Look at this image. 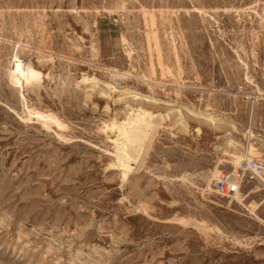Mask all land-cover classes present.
Returning a JSON list of instances; mask_svg holds the SVG:
<instances>
[{
    "label": "rangeland",
    "instance_id": "374dc122",
    "mask_svg": "<svg viewBox=\"0 0 264 264\" xmlns=\"http://www.w3.org/2000/svg\"><path fill=\"white\" fill-rule=\"evenodd\" d=\"M229 139L264 165V0H0V264H264Z\"/></svg>",
    "mask_w": 264,
    "mask_h": 264
},
{
    "label": "bare ground",
    "instance_id": "6f19581e",
    "mask_svg": "<svg viewBox=\"0 0 264 264\" xmlns=\"http://www.w3.org/2000/svg\"><path fill=\"white\" fill-rule=\"evenodd\" d=\"M16 60H17V63L15 64V67L12 70H10V75H11L12 83L15 84L17 87L23 88V81H25L26 84H31L34 80H36L40 77V72L37 71L36 69H34L31 65H25L20 59L17 58V56H16ZM135 97L139 98V96H137V95H135ZM22 98L25 99L23 94H22ZM29 113H30V115H35L38 119H40L42 121V125L46 126L47 128L48 127L50 128L51 123H55V120L51 117L50 114H46V113H43L41 111H38L37 109L35 110V109H31V108L29 109ZM131 113H132V116L128 117V120L120 123L121 126L123 127L122 129L124 131L125 136L130 135V132H131L137 137L138 134L140 133L141 129H142V123H141L142 121L147 124V126H148L147 131H149V129L151 128L150 125L155 122V118H156L155 115L153 113L149 112L148 110L143 109V108L135 109ZM148 117L151 118L150 121H146V118H148ZM56 122H58V121H56ZM58 125H60V124H58ZM112 127H114V125H112ZM154 131H156V127H155ZM249 136H252V137L254 136L251 130L249 131ZM131 142L133 143V142H135V140L131 141ZM115 143L117 146L116 147L117 148V153H116L117 155L116 156H117L118 161H122V162L129 165L130 164L129 162L131 160V155L127 151V146L123 147V145H120V143L117 140H115ZM227 146L229 148L228 154L231 157L235 158L236 162H240V161L242 162L246 159L247 156L255 153V149H253L251 147V149L249 148L247 154H241L239 156L236 155L237 142H235V140H233V139H229L227 141Z\"/></svg>",
    "mask_w": 264,
    "mask_h": 264
},
{
    "label": "built area",
    "instance_id": "2783aa9c",
    "mask_svg": "<svg viewBox=\"0 0 264 264\" xmlns=\"http://www.w3.org/2000/svg\"><path fill=\"white\" fill-rule=\"evenodd\" d=\"M244 171L247 172L251 180H260L264 176V165L256 158L247 156L244 160ZM244 176L230 172H222L215 180L216 191L227 198H234L237 193H241Z\"/></svg>",
    "mask_w": 264,
    "mask_h": 264
},
{
    "label": "water",
    "instance_id": "95a60500",
    "mask_svg": "<svg viewBox=\"0 0 264 264\" xmlns=\"http://www.w3.org/2000/svg\"><path fill=\"white\" fill-rule=\"evenodd\" d=\"M130 154H131V152H130Z\"/></svg>",
    "mask_w": 264,
    "mask_h": 264
}]
</instances>
